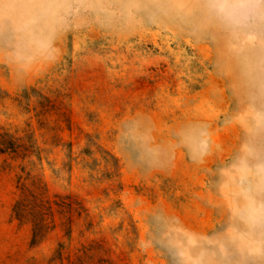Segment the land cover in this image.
Segmentation results:
<instances>
[{"label":"rangeland","instance_id":"374dc122","mask_svg":"<svg viewBox=\"0 0 264 264\" xmlns=\"http://www.w3.org/2000/svg\"><path fill=\"white\" fill-rule=\"evenodd\" d=\"M215 3L0 0V264H264V2Z\"/></svg>","mask_w":264,"mask_h":264},{"label":"trees","instance_id":"16d2710c","mask_svg":"<svg viewBox=\"0 0 264 264\" xmlns=\"http://www.w3.org/2000/svg\"><path fill=\"white\" fill-rule=\"evenodd\" d=\"M3 152L5 150L0 147V153ZM18 186L20 193L12 207V215L19 223L27 222L31 225L33 241L40 237L44 231L51 229L49 225L53 222L52 205L59 207L67 216L73 212L70 203L61 207L55 201L51 202L47 194V188L40 179L30 182L28 175L25 178L19 177ZM55 198L59 199V197ZM70 218H66V221H68L67 236H69L72 223Z\"/></svg>","mask_w":264,"mask_h":264},{"label":"clouds","instance_id":"9594fccd","mask_svg":"<svg viewBox=\"0 0 264 264\" xmlns=\"http://www.w3.org/2000/svg\"><path fill=\"white\" fill-rule=\"evenodd\" d=\"M253 3L254 0H216L215 8L226 22L241 24L249 18Z\"/></svg>","mask_w":264,"mask_h":264}]
</instances>
